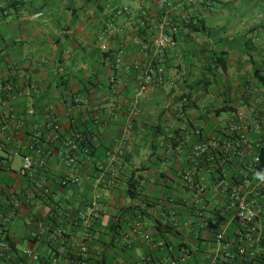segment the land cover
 <instances>
[{"label":"crops","instance_id":"0c3cea01","mask_svg":"<svg viewBox=\"0 0 264 264\" xmlns=\"http://www.w3.org/2000/svg\"><path fill=\"white\" fill-rule=\"evenodd\" d=\"M183 1L167 0L169 15L177 22L191 14L192 23L180 26L175 50L161 53L163 83L148 85L131 114L138 91L134 65L153 61L149 39L166 9L160 0H0V82L14 89L7 106L0 93V211L10 218L6 237L13 247L0 264L22 260L27 250L39 256V264L76 251L94 177L102 182L97 192L103 224L101 244L90 248L92 263L101 259L104 244L111 264H133L138 252L151 253L138 236L136 248H126L123 236L135 227L176 244L201 234L198 261L186 264L212 262L208 246L217 233L234 248L243 227L213 188L220 155L207 151L198 159L206 229L186 224L183 201L189 194L181 176L193 163L195 145L233 142L244 134L251 150L233 153L222 165L228 178L246 170L258 145L264 147V0H211L202 6ZM139 19L135 43L132 29ZM108 24L116 32L102 43ZM238 112L245 122L237 120ZM7 114L20 117L22 126L16 128ZM75 132L91 145L81 168L91 179L81 187L62 186L70 174L65 142ZM113 147L123 154L110 159L106 151ZM26 155L35 183L19 173ZM130 185L136 189L132 198ZM170 206L180 228L161 236L157 226L167 221ZM127 209L119 239L112 241L106 224Z\"/></svg>","mask_w":264,"mask_h":264},{"label":"built area","instance_id":"2783aa9c","mask_svg":"<svg viewBox=\"0 0 264 264\" xmlns=\"http://www.w3.org/2000/svg\"><path fill=\"white\" fill-rule=\"evenodd\" d=\"M186 1V0H185ZM165 6V13L162 14L158 22V33L152 34L149 39L150 47L153 49V61L149 65H134L137 71V87L135 101L132 103L131 114L137 110L138 101L143 91L148 85H161L163 83L164 62L162 52L165 50H175L177 41L175 38L180 26L190 24L192 15L184 14L180 21H175L174 17L169 15L170 3L167 0H160ZM204 0H187V3L202 5ZM126 9H123L125 11ZM142 18V17H141ZM144 19V18H143ZM178 20V19H177ZM143 25L142 19H139L132 31L135 33V43H139L138 35L140 27ZM116 29L111 24L106 25L104 32L99 40L104 43L109 37H112ZM121 59L118 55L115 63H120ZM13 85L9 82H0V93L3 96L1 105L7 106L8 100L13 93ZM11 120L16 128L22 126L20 117L7 114L5 116ZM237 120L245 122L243 112L236 114ZM58 127L55 126L54 130ZM131 125H128V130ZM233 132L234 128L232 129ZM88 142L84 136L78 132L73 133L65 142L67 156L64 159L65 166L69 169V176L65 177L60 183L62 186L76 185L83 186L89 181L86 175L81 172L82 164L89 158ZM263 143L258 145V149L263 147ZM251 146L244 134L237 135L233 142H220L218 140L209 141L208 145L198 144L193 148V163L189 169H186L181 176L182 183L189 196L183 201L186 211V224L192 227H200L206 229L209 222L206 219V188L198 182V172L200 170L199 158L204 153H214L215 156L220 155V163L217 162L214 167L216 170L225 163L232 160L233 153L240 151H250ZM123 151L121 148L113 147L106 151V157L113 159L114 156H121ZM212 159V158H211ZM210 159V160H211ZM213 160V159H212ZM259 157L254 156L249 167L238 176L228 178L222 172L217 175L213 182V188L216 192L222 194L225 198L224 209L230 214L231 219L241 225L235 233L234 248L229 247V242L222 233L213 236L208 248L214 253V258L209 264H247L249 262L257 263L259 259L264 261V166L257 170ZM214 169V168H213ZM215 170V169H214ZM210 172V170H208ZM21 176L29 177L34 181V167L30 156L22 157V166L19 171ZM101 177L92 179L93 194L88 200L85 214L81 215L82 226L81 234L78 242V249L74 252L64 254L62 260L54 259L49 264H92L90 256V248L93 245L101 244V210L100 195L97 189L102 184ZM41 191L47 195V191L40 185ZM47 197V196H44ZM182 204V203H181ZM167 225L173 231L180 228V216L174 207H169L167 212ZM63 221V220H62ZM66 221V220H65ZM64 221V222H65ZM10 222L9 216L0 211V259L5 260L7 253L10 251L9 243L6 238V227ZM73 226H77L78 218L71 221ZM139 237L142 243L151 250V253L138 252L135 256L133 264H186L193 259L201 249L202 235L198 232L191 235L190 239H186L178 244L161 238H155L147 232L139 230L135 227L129 234L123 236L127 249H134V239ZM62 238V235H59ZM31 262L40 263V258L32 250L24 252L22 260L16 264H24ZM208 264V263H207Z\"/></svg>","mask_w":264,"mask_h":264},{"label":"trees","instance_id":"16d2710c","mask_svg":"<svg viewBox=\"0 0 264 264\" xmlns=\"http://www.w3.org/2000/svg\"><path fill=\"white\" fill-rule=\"evenodd\" d=\"M209 1H211V0H204L202 5L207 4ZM183 2L187 3V0L186 1L184 0ZM187 8L189 9L190 7H187ZM162 14H164V10H163ZM190 24L184 25V27L186 28V27L190 26ZM87 145H88V148H89V151H90V153H89V158H90V155L92 153V149H91V145H90L89 142H88ZM255 156L259 157V163L257 165V170H258V169H261L264 166V147L259 149V151L255 154ZM224 170H225V168L220 166V168L218 170H215V171L218 173V175H221ZM135 193H136L135 185H130L128 187V190H127V195L132 198V197H134ZM128 211H129V209L123 211V213L120 216H116V217L112 218L109 221V223L106 224L107 225V231H109L112 234V241L115 240V238L119 239V233H120L119 232V228L121 226V217L125 213H127ZM100 224H103V223H100ZM159 226L160 225L157 226V229H158L159 233L161 234V236H164L166 234H175V232H176V231H173L171 228H169L167 225H162L161 227H159ZM113 245L115 246V244H113ZM113 245H112V242H111L110 246L112 247ZM9 247L13 248L11 246V244H9ZM102 248L103 249H102V253H101V259L95 261V263H92V264H111L110 256H109V254H107V249H109L108 246H106V244H104L102 246ZM196 257L197 256L195 255V261L197 262L198 260L196 259ZM7 261H9V260H6V262ZM7 264H16V262L14 263V262L11 261V262H8ZM247 264H264V261L259 259V261L257 263H254V262L251 261V262H249Z\"/></svg>","mask_w":264,"mask_h":264}]
</instances>
